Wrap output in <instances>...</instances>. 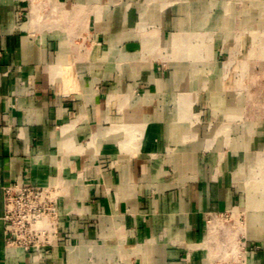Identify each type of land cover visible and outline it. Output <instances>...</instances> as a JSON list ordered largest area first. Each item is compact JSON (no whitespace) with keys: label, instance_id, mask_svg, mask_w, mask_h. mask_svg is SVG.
Returning a JSON list of instances; mask_svg holds the SVG:
<instances>
[{"label":"crops","instance_id":"crops-1","mask_svg":"<svg viewBox=\"0 0 264 264\" xmlns=\"http://www.w3.org/2000/svg\"><path fill=\"white\" fill-rule=\"evenodd\" d=\"M16 183L59 244L0 219V264H225L227 212L264 264V0H0V218Z\"/></svg>","mask_w":264,"mask_h":264},{"label":"built area","instance_id":"built-area-1","mask_svg":"<svg viewBox=\"0 0 264 264\" xmlns=\"http://www.w3.org/2000/svg\"><path fill=\"white\" fill-rule=\"evenodd\" d=\"M3 200V232L6 246L22 253L42 255L45 249L53 250L59 244V202L65 197L61 187L24 186L18 183L1 189ZM235 213L210 214L209 228L224 234L225 264H240L249 249L248 244L235 232Z\"/></svg>","mask_w":264,"mask_h":264},{"label":"rangeland","instance_id":"rangeland-1","mask_svg":"<svg viewBox=\"0 0 264 264\" xmlns=\"http://www.w3.org/2000/svg\"><path fill=\"white\" fill-rule=\"evenodd\" d=\"M257 71H259V69H257ZM250 85V84H249ZM249 85H247V89H249ZM260 85H261V83H259V82H254V83H252L251 84V86H252V90L255 92V91H257V90H259L260 89ZM242 89H244L243 88V86H242Z\"/></svg>","mask_w":264,"mask_h":264},{"label":"bare ground","instance_id":"bare-ground-1","mask_svg":"<svg viewBox=\"0 0 264 264\" xmlns=\"http://www.w3.org/2000/svg\"><path fill=\"white\" fill-rule=\"evenodd\" d=\"M261 4V3H260ZM260 7V6H259ZM131 134V133H130ZM126 138V137H125ZM126 140V139H125Z\"/></svg>","mask_w":264,"mask_h":264}]
</instances>
